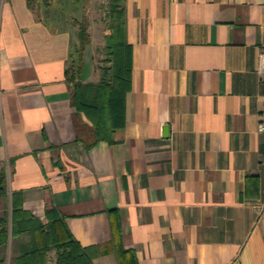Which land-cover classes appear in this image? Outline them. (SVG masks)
<instances>
[{
    "label": "crops",
    "instance_id": "1",
    "mask_svg": "<svg viewBox=\"0 0 264 264\" xmlns=\"http://www.w3.org/2000/svg\"><path fill=\"white\" fill-rule=\"evenodd\" d=\"M68 2L50 16L48 1L0 0V214L17 192L43 224L55 207L82 247L110 243L112 212L137 264H264V0H124L125 122L90 148L72 90L110 65L109 0Z\"/></svg>",
    "mask_w": 264,
    "mask_h": 264
},
{
    "label": "trees",
    "instance_id": "2",
    "mask_svg": "<svg viewBox=\"0 0 264 264\" xmlns=\"http://www.w3.org/2000/svg\"><path fill=\"white\" fill-rule=\"evenodd\" d=\"M124 0H109L107 25L112 34L105 39V58L109 65L98 84L75 82L72 104L77 113H85L92 128L77 136L86 148L99 141H111L113 132L124 126L125 96L131 89L132 53L126 40ZM81 47L88 42L86 29L79 31ZM67 75L70 73L67 71ZM6 176L0 174V205L7 198ZM21 193L11 196V218L3 209L0 214V250L7 248L12 238L15 255L10 264H49V253L55 252L56 264H94V260L111 253L119 264H137L133 251L123 247L118 218L110 212L112 239L106 245L82 247L67 229L55 208L45 211L46 224L22 207ZM0 264H6L4 258Z\"/></svg>",
    "mask_w": 264,
    "mask_h": 264
},
{
    "label": "rangeland",
    "instance_id": "3",
    "mask_svg": "<svg viewBox=\"0 0 264 264\" xmlns=\"http://www.w3.org/2000/svg\"><path fill=\"white\" fill-rule=\"evenodd\" d=\"M41 2H44V1H48L50 4L49 6L52 7L51 10H50V16H59V15H63L64 12L67 13L68 9H69V2L68 0H39ZM85 10L86 8L88 9H93L94 8V5H92V3L90 1H87L86 4H85ZM108 3L105 4V3H101L99 4V6H97V17H100V18H106V13H107V9H108ZM53 13V14H52ZM43 16H46V15H43ZM49 257V262L52 264L54 263V259H55V255H54V252L51 251L48 255ZM9 264V262H8Z\"/></svg>",
    "mask_w": 264,
    "mask_h": 264
},
{
    "label": "built area",
    "instance_id": "4",
    "mask_svg": "<svg viewBox=\"0 0 264 264\" xmlns=\"http://www.w3.org/2000/svg\"><path fill=\"white\" fill-rule=\"evenodd\" d=\"M263 60H264V55L261 58V62H263ZM258 129H259V131L264 132V114L260 118Z\"/></svg>",
    "mask_w": 264,
    "mask_h": 264
}]
</instances>
